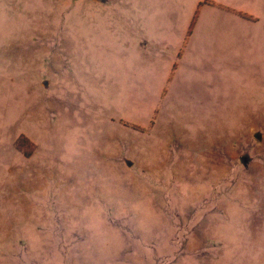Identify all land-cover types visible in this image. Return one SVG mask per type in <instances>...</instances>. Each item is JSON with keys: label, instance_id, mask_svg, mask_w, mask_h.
<instances>
[{"label": "rangeland", "instance_id": "1", "mask_svg": "<svg viewBox=\"0 0 264 264\" xmlns=\"http://www.w3.org/2000/svg\"><path fill=\"white\" fill-rule=\"evenodd\" d=\"M215 8L0 0V264H264V51L200 79L151 43Z\"/></svg>", "mask_w": 264, "mask_h": 264}, {"label": "crops", "instance_id": "2", "mask_svg": "<svg viewBox=\"0 0 264 264\" xmlns=\"http://www.w3.org/2000/svg\"><path fill=\"white\" fill-rule=\"evenodd\" d=\"M210 2L212 6L220 8L211 9L213 10L211 13L201 12L187 39L186 32L177 28V23H181L183 16L148 13L143 19L153 35L158 24L167 23V27L177 28L171 32L162 31L171 38V41L156 47L157 41L151 40L152 48L167 57L178 56L181 51L180 62L183 60L191 63L194 69H197V76L200 79L213 77L214 73L210 70L213 71L216 67H224L233 61L250 60L249 57L264 51V14L244 18L233 10L231 12L225 0ZM185 39L187 41L182 48ZM144 45L147 47V42Z\"/></svg>", "mask_w": 264, "mask_h": 264}, {"label": "trees", "instance_id": "3", "mask_svg": "<svg viewBox=\"0 0 264 264\" xmlns=\"http://www.w3.org/2000/svg\"><path fill=\"white\" fill-rule=\"evenodd\" d=\"M19 144H20V140L17 142V144H16V148L18 149V147H19Z\"/></svg>", "mask_w": 264, "mask_h": 264}]
</instances>
